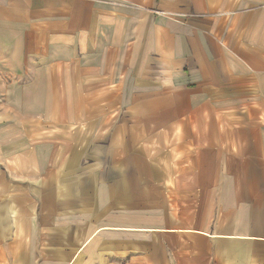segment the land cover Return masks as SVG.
Here are the masks:
<instances>
[{"label": "crops", "instance_id": "obj_1", "mask_svg": "<svg viewBox=\"0 0 264 264\" xmlns=\"http://www.w3.org/2000/svg\"><path fill=\"white\" fill-rule=\"evenodd\" d=\"M0 264H264V0H0Z\"/></svg>", "mask_w": 264, "mask_h": 264}]
</instances>
